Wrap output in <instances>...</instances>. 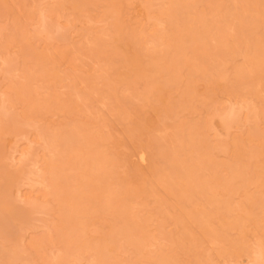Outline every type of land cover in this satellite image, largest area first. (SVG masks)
Wrapping results in <instances>:
<instances>
[{
	"label": "rangeland",
	"instance_id": "374dc122",
	"mask_svg": "<svg viewBox=\"0 0 264 264\" xmlns=\"http://www.w3.org/2000/svg\"><path fill=\"white\" fill-rule=\"evenodd\" d=\"M180 1H183L185 5L188 2V0ZM180 1L0 0V264H163L160 260H165L167 262L165 264H255L253 263L255 259H257L256 263L260 260L258 254L264 251V86L258 82V79H251L253 78L251 76V78L246 77L248 82L246 79L245 81L246 84L252 85L246 86L245 77H240V74L243 70L255 69L256 66H253V63L250 65L249 60L252 59L251 56H256L257 50L259 52L264 49L262 45L264 39L261 38H264V7L260 8L262 7L260 0H253L255 2L253 6L252 0H247L246 3H244L246 0L243 2L241 0H195L197 5L190 0L192 5L188 2L190 6L188 10H185L192 13L190 12L187 17L196 18L194 19L196 21L199 19L196 16H199L201 20L205 19L207 26L211 27L213 23V26L217 27H211L212 30L209 27L210 33L205 26L203 27V23L197 22L199 24L197 30L200 32L196 31L197 27L194 32L202 35V31H207V34H211V37L209 35L206 38V47L203 39L195 33L201 40L196 36L190 40L189 38L184 41L181 39L180 43L188 48H183L184 54L182 52L178 54L175 49L177 46L172 44L174 41L172 39L181 38L178 29L182 24L178 22V28L172 18L179 20V14L173 11V9L176 11L178 5L181 7L178 8L183 10L182 17L186 16L183 8L185 5ZM257 1L260 2L257 3ZM242 3L245 5L248 3L249 6L251 4V7L245 8ZM235 4L239 5L240 9H238L239 6L236 7L238 10L234 8ZM254 4H260L256 7L261 9L259 11L261 13L255 9ZM180 9L177 11L180 12ZM226 9L228 12L230 9L231 13L236 9L234 13L237 11L246 18L234 20L231 17L232 14L227 15ZM171 13H176L177 18L173 17L174 14L171 16ZM257 18H259L258 24ZM244 20L246 24L255 21L254 24L261 26L253 27L250 25L251 22L245 26ZM233 23H236L237 27L241 25L242 29L241 26L240 29L236 28ZM217 28L227 35L226 41L233 47L230 52L220 51L221 44L218 43L220 38L216 39V37H221L218 33L220 35L223 32L220 33ZM248 29L254 31L250 33ZM225 34H221L222 37H225ZM174 35L176 37L173 38ZM128 36L127 41L132 39L131 43L124 42L125 37ZM257 36L260 38L258 39ZM251 37L254 38L251 39ZM114 38H119L120 42ZM175 42V45H178L179 41ZM233 42H236L235 46L238 45L237 52L232 45ZM120 46L122 47L119 48ZM200 46L205 48L201 50L208 55L206 59H203L206 54L200 51ZM250 46L254 47L250 48ZM170 47H175L173 48L175 51L172 48L170 50ZM193 49L199 50L203 55L198 51L197 54L202 58H195ZM227 49L224 50L227 51ZM135 54L141 61L139 62L142 68L140 77L130 65L122 63L125 56ZM113 56L116 59L121 58V61H118L119 59L115 61ZM169 56L178 59L171 58L173 61H169ZM177 60H183L180 62L182 68H178L181 66ZM183 62L188 65L190 63V66L185 63L183 66ZM215 62L216 66H214ZM167 63H176L171 66L172 68L179 65L177 74L181 76L176 78L173 73L174 83L170 82L171 77V80L167 77L174 72V70L171 71L172 68L168 70L170 64ZM207 63L213 66L210 69H213L214 73L217 67H220L225 73L224 76L213 77L214 73L208 72L209 67L206 68L207 70L203 69ZM195 64L200 66L197 72L192 69ZM164 67L170 73L166 72ZM188 67L196 74L192 75L193 72ZM203 73L206 75L204 76ZM153 80L157 82V84L155 81L152 83L156 85L154 87L157 90L153 85L150 86ZM157 85L160 88L163 87L159 90ZM192 87L195 90H191ZM188 88L191 90L190 93L194 90L195 94H192L193 101L188 99H191V96L187 94L188 98L185 99L189 102L185 100V103H188L186 107L183 104V96ZM255 92H258L257 95ZM159 97L163 99V102L158 99ZM195 131L199 137L195 138L196 134H193ZM73 134L78 142L76 140L72 142ZM189 136H194L193 141L195 138L198 142V144L196 141V144L193 142L195 144L193 152L190 151L193 148L192 142L186 141V138H191ZM197 138L202 139L203 151L199 150L202 144L201 147L198 146L201 141L199 143ZM190 140L192 141V138ZM188 141L191 144L190 147L184 146L183 143L188 144ZM91 142L97 144L92 145ZM68 143L74 146L71 147ZM90 146L97 149L96 151L100 152L104 159L105 156L107 157L102 163L108 159L107 164L104 162L106 171L103 170L105 167L103 164L101 165L104 167L99 164V167L97 166L102 171L96 168L93 171L99 176L98 183L103 177V180L106 176L108 177L105 181L108 182L112 192L106 193L104 196L108 197L105 199H110L111 196L110 201L116 200L119 203V200L125 202V197H129L128 203H124L126 207L124 206L123 209L121 203L122 208L119 207L122 212L126 211V215L130 218L126 216V222L128 220L129 224L138 226L136 230L143 225L141 230L138 229L140 231L138 235L140 236L142 232L141 237H145L144 243L142 238L139 244L140 237L136 234L134 238L138 237L136 239L138 243L132 239L134 229V231L129 230V234L130 231L132 232L131 236L126 233L128 227L125 225L129 226V224H122L125 220L121 219L122 216L117 214L116 209L113 211L117 212H113L111 208L118 206L117 203L112 202V206L110 203L107 204L110 201L104 199L107 209L105 212L101 207L104 201L101 204L98 202L99 208L96 207L97 202H90L89 207L88 199L81 198L85 197L87 190L84 183L86 163L83 166L82 161H87L88 157L84 149L87 147L88 150ZM158 146L161 147L160 150L168 148L170 154H173L171 151L176 153L177 159L182 160L181 166H187V168L196 161L200 152L206 154L205 161L209 160L212 164L208 161H204L203 164H207L205 167L213 166V164L214 166L205 170L202 164L203 167L200 166L201 171L197 172V175L201 173L203 176L199 175L197 179L206 178L208 183L218 179L217 183L221 182L219 186H224L218 187L220 190L229 188V190L226 188L224 193L221 191L223 194L218 195L217 198L223 200L224 204L225 202L229 204V220L234 223L232 227L224 226L215 215V218L213 217L208 223L210 225L208 228L209 231L213 230L219 235L215 232V235L212 234L213 231L210 232L213 236L210 233L206 235L201 231L202 235L197 223H195L197 228L194 227V223H191L196 222L197 217L190 216L189 218H195L191 222L187 220L193 225L191 229L189 224V230L197 232L192 233V235L195 233L194 237L191 233L189 234L194 238L192 239L197 247L200 244L196 249L197 252L193 250L190 242L187 243L184 240L185 234H188L187 221L184 222V225L186 224L184 229L183 224L178 223L180 220L176 218L177 212L185 209L184 204L188 202L183 203V207L182 201L178 204L179 195L176 194L177 191L174 192L173 188L169 187L168 182L169 173L167 172L172 173L170 175L172 176L175 171L174 175H176L178 170L181 172L179 169L181 167H176L177 171L171 164L170 167L168 162L170 154L166 155L168 151L165 154V150L161 152ZM196 146L198 151L195 149ZM69 148L71 150L74 148L76 154L71 153ZM204 151H209L210 154ZM162 153L168 156V159ZM67 155L68 157L70 155L69 159ZM239 155H241L240 161H238ZM65 156L68 161L73 156H82V159L75 158L77 161L75 165L74 158L68 163L66 159L64 160ZM189 158L192 159L190 164ZM78 159L82 160L81 165ZM183 159L188 165L183 163ZM237 162L239 166L240 163L249 164L243 168L244 170L246 168L247 171H245L248 173L243 170L244 172H241L243 178L239 176L238 178L236 176L238 174H234L233 178H236L234 180L231 177L233 172L236 173L234 169H238L239 174L242 170L240 169L242 165L238 167ZM71 164L75 165V168L71 167ZM167 167H170L173 172ZM56 172L61 174H55ZM257 173L258 176H256ZM132 174H135L136 178H132ZM164 174H167V179L164 178L167 181L160 180ZM215 174L217 177L214 176ZM67 175L74 177L68 179ZM244 178L242 183L240 180ZM249 179L251 181H248ZM102 181L101 185L104 183ZM54 182L55 184L59 182L57 189ZM217 183L216 186H218ZM152 185H156L154 186L156 192L160 194L149 193L153 188ZM168 188L172 189L173 194ZM65 189H67L66 192ZM195 189L198 194H191L193 198L201 193L199 188ZM193 190L191 189L192 192L189 191L187 194L193 193ZM82 191L84 195H81ZM74 195L77 196L73 197ZM200 196V199H203L201 202L197 199L199 200L197 203H205L211 208L204 197ZM77 197L78 201L80 198V201L83 200L81 204L74 202ZM196 198L192 202H195ZM69 203L73 207L72 210L76 208L74 215L67 213ZM91 204L95 210L91 208ZM190 204L192 203L188 206ZM220 206L221 204L219 208ZM207 207H204V211H200V214L205 216V213L211 210ZM221 208L220 212H224V206ZM63 209L69 216L63 214ZM80 210L86 213H80ZM89 210L93 212L88 214ZM76 211L79 213L75 215ZM247 215L248 220L245 219ZM64 216L67 222L64 221ZM71 216L73 218H69ZM197 216L200 217L199 214ZM243 217L244 220L240 223L244 229L237 228V220ZM68 219H74L76 222ZM71 223L75 225H73L75 229L69 225ZM120 225L123 229L124 226L126 227L124 229L127 234L126 239L123 237L124 230ZM129 227L133 228L131 225ZM223 227L228 230L226 228L223 230ZM118 228H121L120 231ZM116 230L119 231L118 233L123 231L122 235L118 234L117 237ZM115 232L117 239L113 238L116 241L111 239L115 242L112 243L110 237H113ZM243 233L246 235L243 236ZM76 235L77 238H75ZM209 235L211 237H207ZM216 235L221 238H215ZM69 238L71 240H68ZM74 240L77 244H74ZM109 245L116 250H110ZM240 245H243L245 249H242L243 246ZM101 246L108 248L99 249ZM105 254L111 256L107 257V255L108 259L103 258ZM100 256L101 259H99Z\"/></svg>",
	"mask_w": 264,
	"mask_h": 264
},
{
	"label": "bare ground",
	"instance_id": "6f19581e",
	"mask_svg": "<svg viewBox=\"0 0 264 264\" xmlns=\"http://www.w3.org/2000/svg\"><path fill=\"white\" fill-rule=\"evenodd\" d=\"M112 1H115V0H112ZM176 1H177V0H176ZM178 1H180V0H178ZM184 1L186 2L187 0H184ZM191 1H193V4L195 3V4L197 5V3H196L197 1H195V0H191ZM191 1L188 0V2L190 3V5H192V2H191ZM194 1H195V2H194ZM244 1H245V0H244ZM260 1H261V2H260ZM260 1H259V2L262 3V7H260V8L262 9V8L264 7V6H263V5H264V0H260ZM181 2H183V1H180V3H181ZM188 2L186 3V5H185V3L183 2L184 5H185L184 7H183V5H182V7L184 8V10H185V9L188 10V7L190 6V5H188ZM241 2H243V0H241ZM246 2H247V0H246L244 3H246ZM259 2L257 1V3H259ZM253 3H255V2L252 0V6H253ZM181 4H182V3H181ZM195 4H194V5H195ZM242 4H243V3H242ZM242 4H241V7H243ZM194 5H193V6H194ZM236 5H237V4H235L234 8H236V7L238 8L239 5H237V6H236ZM243 5L245 6V8H246V6H249L248 3H247V5H245V4H243ZM254 5H255V7H256V6H259L260 4H257V5L254 4ZM112 6H113V5H112ZM193 6H191V7H193ZM178 7H180V6L178 5L177 8H178ZM249 7H251V4H250ZM255 7H254V8H255ZM114 8H115V6H114ZM114 8H113V9H114ZM177 8H176V11H175L174 9H173V11L176 12L177 14H179V15H178V16H180V17H178L179 20H178V19H177V20H174V18H172V19H173V23H175V24L177 23L176 26H177L178 28H179V26H178V22H180V23L182 24V26L180 27V29L176 28V31H177V29H178L179 32H178V31H177V32H178V34L180 35L181 38H180L179 40L172 39V41L174 40V41H173L174 43L172 42V44H174V46H175V47L177 46V47H176V48H175V47H170V50H171V48H172V49L175 48V49L177 50V53H178V54H181V52H182V54H184V53H183V52H184V49L188 48V46L186 47V45H183V43H180V40L182 39V40L184 41V40H186V39H188V38H189L188 40H190V39H193L195 36H196L198 39H200L199 37H201V38L203 39V42L205 43V47H206V45H207V43H206V38H207L209 35H210L209 37H211V34H209V33L207 34V31L210 32V30H209L208 28L210 27L209 24H211V23L208 22V23H209V24H208L209 26H207V25H206L207 22H204L205 19H204V20H201V18H200L199 16H196V17L199 18V19L196 20V21H194V19H196V18H194V19L192 18V19H191V17H190V18L187 17L188 14H189L190 12L192 13V11L189 12V11H186V10H185V11H186V14H184V15H186V16H184V17H185V18L187 17V18L185 19L184 17H182L183 15L181 14V11H183V10L180 9L181 7L178 8V9H180V12L177 11V10H178ZM193 8H194V7H193ZM225 8H226V7H225ZM237 8H236V9H237ZM252 8H253V7H252ZM236 9H234V10H236ZM238 9H240V6H239ZM238 9H237V10H238ZM248 9H249V8H248ZM255 9H258V12L261 11V9L259 10V7H258V8L256 7ZM263 9H264V8H263ZM215 10H218V9H215ZM234 10H233V12L231 13V12H230V9H229V12H230V13H229V12L227 11V9H226V11H227V15L232 14L231 17H232L234 20H235V19H239V20H240V19H242V18H243V19L246 18V17H244L245 15L242 16V14L238 13L237 11L234 13ZM250 10H251V9H250ZM115 11H116V9H115ZM262 11H263V10H262ZM178 12H179V13H178ZM176 13H173L174 15L171 13V16L173 15V17H175V19L177 18V14H176ZM182 13H185V12H182ZM259 13H261V12H259ZM175 14H176V15H175ZM180 14H181V15H180ZM189 15H190V14H189ZM180 18H182L181 21H180ZM202 19H203V18H202ZM258 19H259V18L256 19L257 21H256L255 19H253V20H255L256 23H257V22L259 21ZM231 20H232V19H231ZM239 20H238V21H239ZM236 21H237V20H236ZM255 21H253V22H255ZM197 22H198L199 24H202V23H203V27H204V26L206 27V30H207V31H206V32L202 31V35H203V36L199 33L200 31L197 30V29H198V25H199ZM200 22H201V23H200ZM241 22H242V21H241ZM250 22L252 23V24H250L251 26L254 27V26L256 25V24H254L252 21H250ZM250 22H249V23H250ZM261 22H262V21H261ZM116 23H117V22H116ZM192 23H196V24H192ZM204 23H205V24H204ZM249 23L247 22V24H246V23H245V20H244V24H245V26H246V25L248 26ZM259 23H260V22H259ZM175 24H174V25H175ZM231 24H232V23H231ZM233 24L236 25V23H233ZM257 24H258V23H257ZM192 25H194V26L191 27ZM195 25H196V26H195ZM200 26H201V25H200ZM240 26H241V25H239V27H237V25H236V28H239V29H240ZM256 26L259 27V26H261V25L259 24V26H258V25H256ZM196 27H197V28H196ZM205 27H204V28H205ZM211 27H212V28H213V27L215 28V27H217V26H215V25L213 26V23H212ZM211 27H210V29H211ZM218 27H220V26H218ZM119 28H120V25H119ZM191 28H192V29H191ZM195 28H196V31H199V32H197V33L194 32V29H195ZM243 28H244V27H243ZM255 28H256V27H255ZM173 29L175 30V26H174ZM217 29H219V28H217ZM241 29H242V26H241ZM256 29H257V28H256ZM120 30H121V29H119V31H120ZM203 30H205V29H203ZM211 30H212V29H211ZM219 30H220V31H219L220 33L223 32V30H222V31H221V29H219ZM248 30H249V29H248ZM250 30H251V29H250ZM250 30H249L250 33H252V32L254 31V30H251V31H250ZM119 31H118V33H119ZM237 31H238V30H237ZM242 31H243V30H241V32H242ZM115 32H116V31H115ZM243 32H244V31H243ZM246 32H247V31H246ZM116 33H117V32H116ZM120 33H121V31H120ZM195 33L198 34L199 37H198L197 35H195ZM210 33H211V32H210ZM247 33H248V32H247ZM199 34H200V35H199ZM221 34L223 35V34H225V33L223 32V33H221ZM221 34L219 35V33H218V36H221V37H216V39H217V38H220V39H219V42H218V43H220V44L222 45V46L220 45V51H222V52H224V53H227L228 51L230 52V50H233V47H232V46H229L230 44L228 45L229 42L226 41V39L228 38V37H226L227 35H226V34L224 35V36L226 37V38H225V37H222ZM115 35H116V34H115ZM118 35H119V34H118ZM216 35H217V34H216ZM248 35H249V34H248ZM250 36H251V35H250ZM118 37H120V36H118ZM121 37L123 38V36H121ZM174 37H176V35H174L173 38H174ZM196 37H195V38H196ZM245 37H246V35H245ZM257 37H258V36H257ZM257 37L255 38L256 40H257ZM23 38H24V37H23ZM127 38H129V36H128V37H125L126 40H124V42L127 41ZM130 38H131V37H130ZM213 38H214V37H213ZM246 38H247V37H246ZM252 38H254V37H251V39H252ZM259 38H260V36L258 37V39H259ZM261 38L264 39L263 37H261ZM114 39L119 40V42H120V39H119V38H114ZM177 39H178V38H177ZM262 39H260V40H262ZM23 40H24V39H23ZM131 40H132V39H130V41H131ZM200 40H201V39H200ZM208 40H209V39H208ZM228 40H230V39H228ZM239 40H240V38H239ZM241 40H242V39H241ZM130 41H129V42H130ZM175 41H177V42L179 41V42H178V45H175V43H176ZM193 41H194V40H193ZM196 41H197V40H196ZM230 41H231V40H230ZM234 41H235V40H234ZM115 42H116V41H115ZM119 42H118V44H119ZM122 42H123V40H122ZM129 42L127 41V43H129ZM133 42H134V41H133ZM181 42H182V41H181ZM194 42H195V41H194ZM194 42H193V43H194ZM203 42H202V45H203ZM130 43H131V42H130ZM186 43H187V42H186ZM197 43H198V41H197ZM197 43H196V46H198V44H199V43H198V44H197ZM233 43H234V42H233ZM235 43H236V42H235ZM235 43L232 44V45L235 46ZM257 43H258V40H257ZM118 44H116V45H118ZM122 44H123V43H122ZM169 44H170V46H172L171 43H169ZM251 44L254 45V43H252V42H251ZM259 44H260V42H259ZM259 44H258V45H259ZM119 45H120V44H119ZM255 45H257V44H255ZM262 45H263V47H264V44H263V43H262ZM262 45H260V46H262ZM125 46H126V45H125ZM127 46H128V45H127ZM182 46H184V47H182ZM227 46H228V47H227ZM236 46H238V45H236ZM236 46H235V50H236ZM121 47H122V46H120L119 48H121ZM221 47H222V48H221ZM224 47H227V48L230 47V48H229V50H228L227 48H224ZM252 47H254V46H252ZM252 47L250 46V48H252ZM256 47H257V46H255V48H256ZM183 48H184V49H183ZM197 48H198V47H196V49H197ZM199 48H200V51H202V53L205 55L206 53L203 52V50H204L205 48L203 47V48H204V49H203L201 46H200ZM250 48H249V49H250ZM258 48H259V47H258ZM175 49H173V50L175 51ZM201 49H203V50H201ZM224 49H227V51H225ZM247 49H248V48H247ZM260 49H261V48H260ZM125 50H126V49H124V52L126 53ZM134 50H135V49H134ZM136 50H137V49H136ZM173 50H172V52H173ZM182 50H183V51H182ZM237 50H238V49H237ZM237 50H236L235 52H237ZM138 51H139V50H138ZM187 51H188V50H186V52H187ZM190 51H191V50H190ZM195 51H196V53H195ZM195 51H194V49L192 50V52L195 54V55L193 54L194 57H195V58H196V57H197V58H198V57H201V58H202V56H200V55L197 54V51L199 52V50H195ZM254 51H256V49L253 50V53H255ZM127 52H128V51H127ZM133 52H136V51H133ZM233 52H234V51H233ZM199 53H201V52H199ZM202 53H201V54H202ZM129 54H132V53H129ZM133 54H134V53H133ZM138 54H140V53H138ZM203 54H202V55H203ZM235 54H236V53H235ZM127 55H128V53H127ZM223 55H224V54H223ZM249 55L251 56V55H254V54H249ZM124 56H125V55H124ZM186 56H188V55H186ZM207 56H208L207 54L205 55V57L203 56V57H204L203 59H206ZM113 57H114V56H113ZM122 57H123V56H122ZM174 57H176V56H174ZM248 57H249V56H248ZM253 57H254V56H251L252 59L249 60V61H250L249 63H250V65H251V63H253V66H254V65L256 66L255 69H254L253 71H244V70H243L241 74H240V71H241V70H240V71H238V74H240V77H242V78L245 77V78H244V81H245V79H246V81H247V78H246V77H250V76H251V77H253V78L250 77L251 79H256V80L258 79V82H260V84H261L262 86H264V49H261L259 52H258V50H257V54H256V56H255L254 58H253ZM114 58H115V61L119 59V57H118V59H116V57H114ZM169 58H170V59H169ZM169 58H168L169 61L173 59V57H170V56H169ZM171 58H172V59H171ZM201 58H200V59H201ZM216 58H217V57H215V59H216ZM111 59H112V58H111ZM120 59H121V58H120ZM120 59H119L118 61H121ZM176 59H178V58H174L173 60H176ZM212 59H213V58H212ZM173 60H172V61H173ZM193 60H194V58H193ZM213 60H214V59H213ZM246 60H247V62H248V58H247ZM113 61H114V59H113ZM182 61H183V60H179V61L177 60L178 64H179L181 67H178V66H179V65H178V66H175V68H172L171 66L174 65V64H176V63H174V64H172V63H167V64H170V65H169V69H168V66H167L166 68H167L169 71H170V68H172L171 71L174 70V72H171L172 76H171V74H170V76H167L168 74L166 75L169 79H170V77H171V79H172V81H170L171 83H172V82L174 83V81H173V76H174V75H175V77L177 78V76H178V74H177V67H178V68H182V63L180 64V62H182ZM184 61H186V60H184ZM188 61H189V60H187L186 62H188ZM210 61H211V60H210ZM210 61H208V62H210ZM139 62H141V61H139L138 57H137L136 54H135V55H133V56H131V55L128 56V57L125 56V59L123 60L122 63L125 64V65H130V66H131V69L136 73V75H137L138 77H140V76H141V70H142V68H141V66H140L141 64H139ZM184 63H185V62H183V66H184ZM249 63H248V65H249ZM111 64H112V63H111ZM113 64H116V63H113ZM185 64L188 65L187 63H185ZM208 64H209V63H207V64L205 65V68H203V69H205V70L208 69V70H209L211 67H213V66H209ZM210 64L212 65L213 63H210ZM215 64H216V62L214 63V66H216ZM186 65H185V66H186ZM219 65L221 66V64H219ZM188 66H190V63H189ZM198 66H199V65H198ZM198 66L195 64V66H193L192 69H193L194 71L196 70L195 72H197V71L199 70V67H200V66H199V67H198ZM203 66H204V65H202V67H203ZM217 66H218V64H217ZM186 67H187V66H186ZM191 67H192V66H191ZM195 67H196V68H195ZM207 67H209V68H207ZM164 68H165V67H164ZM166 68H165V70H166V72H167L168 70H167ZM188 68H189V67H188ZM194 68H195V69H194ZM206 68H207V69H206ZM217 68H218L217 70H216V68L214 69V71L216 70L215 73L212 71L213 69H212V70L210 69L211 71L209 70L208 72H212V73H214V74H213V77H214V76H215L216 78H221V77H223L224 74H225V73H223L224 71H222V69H220V67H217ZM221 68H223V67H221ZM157 69H158V68H157ZM189 69H191V68H189ZM192 69H191L190 71L193 72ZM161 70H162V69H160V71H161ZM163 70H164V69H163ZM178 70H179V69H178ZM48 71H50V70H48ZM52 71H53V69H52ZM169 71H168V73H170ZM180 71H181V70H180ZM200 71H201V70H200ZM161 72H163V71H161ZM178 72H179V71H178ZM201 72H202V71H201ZM203 72H204V70H203ZM173 73H175V74L173 75ZM179 73H181V72H179ZM163 74H164V73H163ZM195 74H196V73H194V72L192 73V75H195ZM203 74H204V76L206 75L205 73H203ZM208 74H209V73H207V76H209ZM210 74H211V73H210ZM179 75H180V74H179ZM241 75H242V76H241ZM247 75H248V76H247ZM180 76H181V75H180ZM180 76H178V77H180ZM211 76H212V75H211ZM164 77H165V75H164ZM31 78H32V77H31ZM31 78H30V79H31ZM216 78H214V79H216ZM166 79H167V78H166ZM171 79H170V80H171ZM180 79H181V78H180ZM216 80H217V79H216ZM154 81H155V80H153V81L150 83V86L153 85L152 83H154ZM167 81H168V80H167ZM167 81H166V82H167ZM175 81H179V80H178V79H177V80L175 79ZM246 81L244 82L245 84H246ZM168 82H169V81H168ZM247 82H248V81H247ZM249 82H250V81H249ZM252 82H253V81H252ZM155 83L157 84L156 81H155ZM244 83H243V84H244ZM245 84H244V85H245ZM248 85H252V84H248V83H247L246 86H248ZM154 86H156V85L154 84L153 87H154ZM158 86H159V85H157V88L159 89L160 87H158ZM160 86H161V85H160ZM153 87H152V88H153ZM162 87H163V86H161V88H162ZM161 88H160V89H161ZM24 89H25V88H24ZM26 89H27V88H26ZM154 89H156V88L154 87ZM160 89H159V90H160ZM189 89H190V88L187 89V90L189 91V93H188V91H186V92H185V96H183V97H184V99H183L184 101L182 100V101L184 102V103H183V102H182V103H183L184 105H186V107L188 106V103L186 102V103H187V104H186V103H185V100L187 101V100L189 99V100H192V101H193L192 97H194V95L192 96V94H195V93H193L194 90H195L193 87L191 88V90H192V89H194V90H193L191 93H190L191 90H189ZM156 90H157V89H156ZM23 91H24V90H23ZM29 91H30V90H29ZM24 93H25V92H24ZM256 93H258V92H255V94H256ZM22 94H23V93H22ZM187 94H189V95L191 96V99L187 97V96H188ZM256 95H257V94H256ZM28 96H29V95H28ZM26 97H27V96H26ZM186 97H187L188 99H185ZM29 99H30V97H29ZM158 99H160V97H159ZM26 100H27V99H26ZM189 100H188V102H189ZM160 101L163 102V99H160ZM165 101H166V100H165ZM182 103H181V104H182ZM181 106H182V105H181ZM182 107H183V106H182ZM184 107H185V106H184ZM184 107H183V108H184ZM200 129H201V128H200ZM198 130H199V128H198ZM192 132H193V131H192ZM198 132H199V134H200L201 130L198 131ZM196 133H197V132L195 131V133H193V134H196ZM71 134H72V133H71ZM190 134H192V133L190 132ZM199 134H198V135H199ZM75 135H76V134H75ZM77 135H78V134H77ZM68 136H70L69 133H68ZM73 136H74V134H73ZM90 136H91V135H90ZM190 137H191V136H189V138H190ZM193 137H194V136H193ZM193 137H191V138H192V141L190 140L191 138H190V139H187V138H186V141L189 140L190 142H192V143H191V144H192L191 147H193V148H191V150H190V151H192V152H193V149H194L195 144H196V143L198 144V142L196 141L195 138H196V137H199V136H197V134H196V136H195V138H194V140L196 141V143H195V141H193ZM73 138H74V139H73ZM73 138L71 137V139L73 140L72 142H74V140L77 139V138L75 139V136H74ZM91 138H92V137H91ZM93 138H94V137H93ZM179 138H180V137H179ZM67 139H68V138H67ZM197 139L199 140V143H200V141L202 140V139H200V138H197ZM78 140H79V138H78ZM91 140H92V139H91ZM93 140H94V139H93ZM180 140H181V139H180ZM67 141H68V140H67ZM76 141H77V140H76ZM189 141H188V144L183 143L184 146H189V147H190L191 144H189V143H190ZM77 142H78V141H77ZM85 142H86V141H85ZM88 142H89V139H88ZM193 142H194L195 144H194ZM68 144H69V143H68ZM68 144H67V146H68ZM78 144H79V143H78ZM84 144H85V143H84ZM87 144H89V143H87ZM91 144L93 145V144H97V143L91 142ZM183 144H181V146H183ZM185 144H186V145H185ZM193 144H194V145H193ZM201 144H202V147H201ZM69 145H71V147L74 146V145L72 146V144H69ZM85 145H86V144H85ZM92 145H91V146H92ZM203 145H204V144H203V142L201 141L200 145H198V146L201 147V148L199 149L200 151H201V149H202V151L204 150ZM65 146H66V145H65ZM78 146H79V145H78ZM91 146H90V148L88 147V148H89L88 150H87V147H85L86 149H84L85 151H87V152H86V154H87L86 156L88 157L87 161H85V162L82 161V160H81V159H82V156H81V157L78 156L79 158H81V159H78L79 162H80V163H79V162H78V163H79L80 165H81V161L83 162L82 165H83L84 163H86V165H85V166L83 165V166L86 167V171H85V172H86V174H85V176H86V180H85V178H84V180H85L84 183H86V188H87V190L85 189V190H86L85 197H81V198H86V199H88L89 202H88L87 206H89V203H90V202H92V203H93V202H95V203L97 202V203H96V207H98V206H99L98 202L101 204L102 201L105 202V200H106V201H107V200L110 201V199H112L111 196H110V199H105V198H107L108 196H107V197L104 196L106 193L111 194V192H112L111 190H112V189H110L109 185L107 184L108 182H106V181H107V178H108L107 176H106L107 178L105 177V180H106V181H105V180H103L104 177L102 178V175L99 174V175H101L100 177H101L102 180H103V181L100 180V183H101V181L104 182V183H102L103 185H101L100 183H98V182H99V181H98V177H99V176H98V175H95L93 171H94L95 168H96V169H99V170L101 169V168H98V167H99L98 164H99V165H101V164L105 165V167L101 165L102 167H104V168H103V170H104V169L106 168V164H107L108 159H107V161H104V162H106V164H104V162L102 163V161H103V160H106L107 157L105 156V159H104L103 156H102V154H101L100 152H97V151H96L97 149H95L94 147L91 148ZM181 146H180V147H181ZM198 146H196L195 149L198 148ZM71 147H70V148H71ZM76 147H77V146L75 145V149H76ZM81 147H82V146H81ZM205 147H206V146H205ZM66 148H67V147H66ZM70 148H69V149H70ZM78 148H79V147H78ZM78 148H77V149H78ZM159 148H161V147L158 146V150H160ZM187 148H188V147H187ZM67 149H68V148H67ZM75 149H74V148H72V150L70 149V150H71L70 152L73 153ZM82 149H83V148H82ZM167 149H168V148H166V149L163 148V149H161L160 151H161V152H164L163 150H165V152H164L165 154H166L167 151H168V153H167L166 155H169V154H170V153H169L170 150H167ZM181 149H182V148H180V150H181ZM189 149H190V148H189ZM205 149H206V148H205ZM65 150H66V149H65ZM196 150H197V149H196ZM206 150H207V149H206ZM208 150H209V149H208ZM66 151H68V150H66ZM75 151H76V150H75ZM190 151H189V153H190ZM197 151H198V150H197ZM68 152H69V151H68ZM194 152H195V151H194ZM204 152L207 153V154H210L209 151H208V152L204 151ZM74 153H75V152H74ZM83 153H85V152H83ZM98 153H99V155H98ZM164 153H162V154H164ZM171 153H173V154H170V155H169V156H171V157H168V156H167V157L169 158V161H168V162H170L169 165L171 164L172 166H174L173 168H175L176 171L178 170V169H176V167H178V168L181 167V168H179V169H181V172L178 170V171L176 172V175H174L175 171L173 172L172 170H170L171 165H170V167H167V168H169V170H170L171 172H173V175H172V176H170L172 173H170L169 171L167 172V173H169V174H168V176H169V177H168V180H169L168 182H169V184H170L169 187L173 188V191H174V192L177 191L176 194L178 193L177 195H179V198L177 197L178 200H179V201H178V202H179L178 204H180V202L182 201V203H181V204H182V207H183V203H185V202H188V204H189V203H192V204H190L189 206H188L187 203H185V204H184V207H186V208H185V209H184V208L182 209V207H181L180 209H182V210L179 211V212H177V213H178V214H177L178 217H176V218H178V220H180V222H178V223H182V224H183V227H184V229H185V225H186V224L184 225V222L187 221L188 219L190 220V222L193 221L195 218L192 217V218H193V219H192V218H189V217L195 215V216L197 217V221L195 220L196 222H191V223H194V225H195V223H197L196 225H198V229H199V231H200V234L204 233V234L208 235L210 232L213 231V230H212V231H209L208 226L210 227V225H209L208 223H210L211 219L216 215V219L221 220V221L223 222V225H224V226H226L227 228H228V227H232V225H234V223H232V222L229 220V219H230L229 214H228V212H230L229 204L226 203V202H225V204H224L223 200H221L220 198H219V199L217 198L218 195H220V194L222 195V194L225 192V190H226L227 187H225L224 190H223V188L220 190V188H218V187H224V186H219L221 182H220V183H217V182L219 181L218 179H213L214 177H212L213 180H212L211 182L208 183V182H207L208 179H206V178H205V179H204V178L201 179V176H203V175H201V173L197 175V172L199 173V172L201 171V167H200V166L203 164V162H204L205 159L207 158V157H206V154L200 152L199 157L196 158V161H195L194 163L191 161L192 159L190 160V158H189L190 161H189L188 163L190 164V162H192L190 165H188V164H187V161H185V160L183 159V161H184L183 163H184V164H187V165L189 166V167L187 168V166H185V167H182V166H181V165H182V164H181L182 162H180V161H182V160H181L180 158H179L180 160L177 159L178 156H177L176 153H174V152H172V151H171ZM75 154H76V153H75ZM77 154H78V153H77ZM165 154L163 155L164 157H166ZM71 155H72V154H71ZM84 155H85V154H84ZM100 155H101V156H100ZM76 156H77V155H76ZM69 157H70V155H69ZM69 157H68V155H67V159H69ZM78 157H74V156H73L74 159H75V158H78ZM167 157H166V158H167ZM194 157H195V156H194ZM239 157H240V159H239ZM71 158H72V157H71ZM73 158H72V159H73ZM168 158H167V159H168ZM65 159H66V156H65L64 160H65ZM67 159H66V161H68ZM72 159H71V160H72ZM74 159H73V160H74ZM83 159H84V158H83ZM85 159H86V158H85ZM167 159H165L166 162H167ZM238 159H239L238 161L241 160V155L238 156ZM71 160H69V161L71 162ZM69 161H68V163H69ZM75 161H76V159H75ZM207 161L209 162V164H212V163H210L209 160H206L205 162H207ZM242 161H243V160H242ZM64 162H65V161H64ZM62 163H63V162H62ZM66 163H67V162H66ZM68 163H67V164H68ZM243 163L245 164V161H243ZM243 163H240V164L242 165V168H240V169H242V170L240 171V174H241V172H244L245 170L247 171L246 168H245V170L243 169L244 167L249 166V164H248V165H243ZM246 163H249V162H246ZM73 164L77 165V161H76V163L74 162ZM79 164H78V165H79ZM164 164H165V163H164ZM167 164H168V163H167ZM209 164H208V165H209ZM75 165H72V164H71V167H74V168H75ZM80 165H79V167H81L83 170H85L84 167H83V166H80ZM203 165H204V167H203ZM203 165H202V167L205 168V170L208 169V167L212 166V165H210V166L205 167V165H207L206 163H204ZM237 165H238V162H237ZM237 165H236L235 167H237ZM241 165H240V166H241ZM97 166H98V167H97ZM167 166H168V165H167ZM213 166H214V164H213ZM213 166H212V167H213ZM240 166L238 165V167H240ZM53 167H54V166H53ZM76 167H78V166H76ZM79 167H78V168H79ZM74 168H73V169H74ZM78 168H76V169H78ZM81 168H80V169H81ZM173 168H171V169H173ZM247 168L249 169V167H247ZM76 169H75V170H76ZM240 169H239V170H240ZM173 170H174V169H173ZM198 170H199V171H198ZM234 170L236 171V173L233 172V176H231L232 178L234 177V174H235V175L238 174V175H236L237 177L239 176V177H242V178H243L242 174H241V176H240V174L238 173V172H239L238 169H234ZM243 170H244V171H243ZM101 171H102V169H101ZM105 171H106V169H105ZM105 171H104V172H105ZM202 171H204V170H202ZM246 171H245V173H248V172H246ZM85 172L83 171V173H85ZM245 173H243V174H245ZM249 173H250V172H249ZM55 174H61V173H60V172H59V173L56 172ZM55 174H54V175H55ZM105 174H106V173H105ZM64 175H66V174H64ZM75 175H76V174H75ZM83 175H84V174H83ZM133 175H134V177H133ZM166 175H167V174H166ZM166 175H165V174L162 175V176L160 177V180H163L164 178L167 179V178H166V177H167ZM199 175H201L199 178H200L202 181L197 179ZM259 175L262 176V174H259ZM58 176H60V175H58ZM61 176H62V175H61ZM72 176H73V175H72ZM72 176H71V177H72ZM104 176H105V175H104ZM173 176H174V177H173ZM212 176H213V175H212ZM214 176L217 177L216 174H215ZM236 176H235V177H236ZM245 176H246V175H244V177H245ZM247 176H248V174H247ZM256 176H258V173H257ZM67 177H68V175H67ZM71 177H68V179H70ZM73 177H74V176H73ZM75 177H77V175H76ZM131 177H132V178H136V175H135V174H132ZM239 177H238V178H239ZM64 178H65V177H64ZM64 178H63V179H64ZM232 178H231V179H232ZM245 178H246V177H245ZM245 178L242 179V180H240V179H239V180L242 181V183H243V180H245ZM248 178H249V177H248ZM256 178H258V177H256ZM58 179H59V178H58ZM58 179H57V180H58ZM73 179H74V178H73ZM73 179H72V180H73ZM165 179H164V180H165ZM171 179H172V180H171ZM173 179L175 180V184H174V180H173ZM210 179H211V177L209 178V180H210ZM233 179H234V178H233ZM235 179H236V178H235ZM235 179H234V180H235ZM250 179H251V178H250ZM250 179H249L248 181H251ZM54 180H55V178H54ZM57 180H56V181H57ZM59 180H60V179H59ZM65 180H67V179H65ZM170 180H171V181H170ZM204 180H205V182H204ZM206 180H207V181H206ZM220 180H221V179H220ZM256 180H257V179H256ZM259 180H260V176H259ZM62 181H64V180H62ZM67 181H68V180H67ZM165 181H167V180H165ZM221 181H222V180H221ZM60 182H61V181H60ZM64 182H65V181H64ZM170 182H171L172 184H174V185H172ZM206 182H207V183H206ZM246 182H247V179H246ZM55 183H56V182H54V184H55ZM95 183H98V184L101 185V186L99 187V185H98V184L95 185ZM216 183H217L218 186H216ZM244 183H245V181H244ZM247 183H248V182H247ZM58 184H59V182H58L57 184H55V186H56L55 189H57V185H58ZM63 184H64V183H62V185H63ZM222 184H223V182H222ZM224 184H225V183H224ZM84 185H85V184H84ZM63 186H64V185H63ZM154 186H156V185H152L153 188L150 190L149 193L152 194V195H156L155 193H159V194H160V192H156L157 190H156V188H155ZM215 186H216L219 190H218L217 188H215ZM225 186H227V184H226ZM60 187H62V186H60ZM60 187H58V188L60 189ZM65 187H66V186H65ZM69 187H70V186H69ZM228 187H229V186H228ZM171 188H168V189H169V192L172 193V191H171L172 189H171ZM195 188H197V189L199 188V193L201 192L200 195H202V196L204 197L206 203L209 204L211 208L207 207L205 203H203L204 206H203L202 203H201V204L197 203L199 200H200V202H201L203 198L200 199V197H201L200 195H199V196H198V195L194 196L195 194H198V193H197L198 191H196ZM62 189H63V188H61V190H62ZM72 189H73V188H72ZM191 189H192V190L194 189L195 191L193 190V193H191V192H192ZM66 190H67V189H65V192H66ZM85 190H84V191H85ZM200 190H201V191H200ZM227 190H229V188H227ZM59 191H60V190H59ZM68 191H69V190H68ZM189 191H191V192H190L189 194H187V192H189ZM221 191H223V193H221ZM61 192H62V191H61ZM194 192H195V193H194ZM58 193H59V192H58ZM62 193H64V192H62ZM71 193H73V192H71ZM60 194H61V193H60ZM60 194H59V195H60ZM73 194H74V193H73ZM82 194L84 195L83 191H82L81 195H82ZM172 194H173V193H172ZM174 194H175V193H174ZM191 194H194V195H193L194 198L197 197L195 202H192V201H194V198L192 197ZM64 195H65V194H64ZM64 195H63V196H64ZM69 195H71L70 192H69ZM81 195H79V196H81ZM157 195H158V194H157ZM75 196H77V195H74L73 197H75ZM159 196H161V195H159ZM65 197H66V196H65ZM70 197H71V199L73 200V197H72V196H70ZM60 198H61V197H60ZM81 198H80V199H81ZM61 199H62V198H61ZM65 199H66V198H65ZM80 199H79V201H78V197H77V200L74 201V202H79V203L81 202V203H82L83 200L80 201ZM104 199H105V200H104ZM127 199H129L128 196L125 197V202H124V200H123V202H122L121 200H119V201H120L119 203H117L116 200H112V201H110V202H107V204H108V203L112 204V202H113V203L115 202L114 204H116V203L118 204V206H114V208H113V207H111V208H112V211H113L114 209H116V210L118 211V212H117V211L115 210V211L117 212V214H119L120 217L122 216L121 219H124V220H125L124 222H122V224H123V223H124V224H129V223H130V221H128V220H127V222H126L127 217H128V219H130L129 216L126 215V214H127L126 211H125V212H122V211H121V208H122V207H123V209L126 207V204H124V203H128V200H127ZM197 199H199V200H197ZM66 200H67V199H66ZM69 200H70V199H69ZM72 200L70 201L71 203H72ZM160 200H161V199H160ZM184 200H185V201H184ZM163 201H165V200L163 199ZM221 201H222V202H221ZM255 201H256V200H255ZM255 201H254L253 203H255ZM74 202H73V203H74ZM228 202H229V201H228ZM256 202H257V201H256ZM81 203H80V204H81ZM86 203H87V202H86ZM95 203H94V204H95ZM120 203H121V206H122V204H123L122 207L120 206ZM163 203H164V202H163ZM64 204H65V202H64ZM77 204H78V203H77ZM94 204H93V207H94ZM97 204H98V206H97ZM105 204H106V202H105L104 204H103V202H102L101 207L104 209L105 212H107V211H106L107 209H106ZM110 204H109L108 209L110 208ZM186 204H187L188 207L186 206ZM220 204H221V206H224V208H225L224 210H225V211L222 210V211H224V212H220V211H221V210H220L221 206H220V208H219V205H220ZM211 205H212V206H211ZM67 206H70L69 208H67V209H68V212H67V213H69V215H71L70 213H73V215H74V210H76V208H74V210H72L73 207H71L72 205H71L70 203L67 204ZM67 206H66V207H67ZM78 206H79V204H78ZM103 206H105V208H104ZM112 206H113V204H112ZM119 206H120L121 208H120ZM124 206H125V207H124ZM200 206H203V207H200ZM75 207H77V206H75ZM79 207L81 208V206H79ZM83 207H84V206H83ZM89 207H90V206H89ZM204 207H207V209L209 208V210L211 209L210 211L208 210L209 212H206V213L203 212V213L206 214V215L204 214L205 216H203L202 214H200V211L202 212V210L204 209ZM228 207H229V208H228ZM3 208H5V207H3ZM84 208H85V207H84ZM91 208H92V204H91ZM98 208H99V207H98ZM102 208H100V209L102 210ZM118 208H120V210H118ZM201 208H202V209H201ZM67 209H66V210H67ZM77 209H78V207H77ZM87 209H88V208H87ZM92 209L95 210L94 208H92ZM100 209H98V210H100ZM205 209H206V208H205ZM221 209H223V207H222ZM85 210H86V209H85ZM93 210H92V212H93ZM110 210H111V209H110ZM228 210H229V211H228ZM63 211H64V209H63ZM82 211H83V210H82ZM115 211H113V212H115ZM119 211L122 213V215H121V213H120ZM203 211H204V210H203ZM206 211H207V210H206ZM83 212L86 213V211H83ZM83 212H81V210H80V213H83ZM88 212H91V210L87 211V213H88ZM92 212H91V213H92ZM247 212H249V211H247ZM247 212H246V213H247ZM67 213H66L65 211L63 212V214H66L65 216H69V215H67ZM77 213H79V212L76 211L75 215H76ZM218 213H219V214H218ZM246 213L244 214V216L246 215ZM88 214H89V213H88ZM198 214H199L200 217L197 216ZM119 215H118V216H119ZM177 215H176V216H177ZM218 215H220V216L218 217ZM65 216H64V221H65ZM126 216H127V217H126ZM195 216H194V217H195ZM201 216H202V217H201ZM242 216H243V215H242ZM66 218H67V217H66ZM69 218H73V217L71 216V217H69ZM214 218H215V217H214ZM191 219H192V220H191ZM245 219H247V220L249 219V218H248V215H247V218H245ZM68 220L71 221V220H74V219H71V220L68 219ZM189 220H188V221H189ZM241 220H244V217L241 218V219H238V220H237V228H240V227L242 228V227H243V226L241 225V223H240ZM74 221H75V220H74ZM121 221H122V220H121ZM188 221H187L188 229L186 228V229H187L186 232H188V234H185V236H184V240H186L187 243L190 242L191 245L193 246V250H196V249L199 247V245H200V244L197 243V244H198V247H197L196 244H194L195 241L193 242L194 234L197 233V232H195V230H193V231H190V230H189V227L191 226L190 228L192 229V228H193V225H191L190 223H188ZM65 222H67V219H66ZM71 222H72V221H71ZM75 222H76V221H75ZM254 222H256V221H254ZM67 224H68V223H67ZM76 224H77V223H76ZM189 224H190V226H189ZM69 225H72V226H73L74 224L71 223V224H69ZM130 225H131L133 228L130 229V227H129ZM196 225L194 226L195 228H197ZM74 226H75V225H74ZM74 226H73V227H74ZM120 226H122V225H120ZM120 226H119V227H120ZM125 226L128 227V228L126 229L127 232L124 230V229L126 228ZM125 226H124V229H123V226L121 227L122 230H124V233L126 232L127 234H129V230H131V231H134V230H135V232H133V235H132V237H133L132 239H133V240H134V239L136 240V239L138 238V237H137V238H134V234H136L137 236H139L138 233H139L140 231H139L138 229L141 230V229L143 228V225H141L140 227H142V228H138V229L136 230L135 228H137L138 226L135 227V226L132 225V223L129 224V226H128V225H125ZM68 227H70V226H68ZM226 227H225V228H226ZM121 228H118V230L121 229ZM223 228H224V227H223ZM223 228H222V229H223ZM225 228H224L223 230H225ZM227 228H226V230H228ZM73 229H75V227H74ZM76 229H77V227H76ZM133 229H134V230H133ZM184 229H183V230H184ZM242 229H244V228H242ZM188 230H189V231H188ZM119 231H120V230H119ZM119 231L116 230V232H117V237H118V234H119V235H120V234L122 235V232H123V231H122V232L118 233ZM131 231H130V234H129L130 236H131V234H132ZM137 231H138V232H137ZM196 231H197V230H196ZM201 231H202V233H201ZM116 232H115V235H113V237L111 236L112 238L110 237V240H111V239L114 240L113 238H116V239H117V237H116ZM136 232H137V233H136ZM182 232H184V231H182ZM186 232H184V233H186ZM193 232H195V233L192 235ZM214 232H215V231H213L212 234L215 235L216 232H215V233H214ZM124 233H123V235H124L123 237L127 236V234H126V233L124 234ZM184 233H183V234H184ZM190 233H191V236H193V237H191V236L189 235ZM141 234H142V232H141ZM141 234H140V236H139L140 239L138 238V240H139V244H140V242L145 238V237L143 238V236L141 237ZM212 234L210 233L211 236H213ZM216 234L219 235L218 233H216ZM224 234H226V233L224 232ZM224 234H223V236H224ZM244 234H245V233H243V236H244ZM202 235H203V234H202ZM210 235L207 236V237H211ZM217 235L215 236V238H216V237H217V238H221V237H219V236H217ZM245 235H246V234H245ZM114 236H115V237H114ZM243 236H242V237H243ZM128 237H129V236H128ZM135 237H136V236H135ZM75 238H77V235H76ZM142 238H143V239H142ZM192 238H193V239H192ZM125 239H126V237H125ZM125 239H124V240H125ZM127 239H129V238H127ZM141 239H142V240H141ZM68 240H71V239L69 238ZM112 240H111V242H112ZM130 240H131V239H130ZM130 240H129V241L127 240V242H131V241H132V240H131V241H130ZM135 240H134V241H135ZM138 240H136L135 242L138 243ZM197 240H198V239H196V241H197ZM76 241H78V240H76ZM114 241H116V240H114ZM114 241H113V242H114ZM125 241H126V240H125ZM134 241H132V242L134 243ZM111 242H110V243H111ZM113 242H112V243H113ZM144 242H145V239H144V241H142V243H144ZM110 243H109V244H110ZM112 243H111V246H112ZM114 243H115V242H114ZM192 243H193V244H192ZM69 244H70V242H69ZM74 244H77V242H75V240H74ZM82 244H83V243H82ZM106 244H107V243H106ZM79 245H81V244H79ZM79 245H78V248H79ZM141 245H143V244H141ZM187 245H188V244H187ZM76 246H77V245H76ZM84 246H86V245H84ZM102 246H103V245H102ZM102 246H101L99 249H103V248H106V249H107L108 247H111L110 245H109L108 247H102ZM138 246H139V245H138ZM188 246H190V245H188ZM240 246H241V245H240ZM240 246H239V247H240ZM242 246H243V245H242ZM242 246H241V247H242ZM142 247H143V246H142ZM80 248H81V246H80ZM140 248H141V246H140ZM188 248L191 249V247H188ZM237 248H238V247H237ZM112 249H113V247L110 248V250H112ZM137 249H138V248H137ZM240 249H241V248H240ZM242 249H245L244 246H243ZM103 250H104V249H103ZM113 250H116V248H114ZM140 250H141V249H140ZM193 250H192V251H193ZM138 251H139V249H138ZM112 252H113V251H112ZM193 252L196 253L197 250H196V252H195V251H193ZM259 252H260V250H259ZM261 252H262L261 254H258V256L260 257V260L258 259L259 261L256 263L257 259H255L256 261L253 262V263H255V264H264V251H261ZM107 253H108V252H107ZM107 255H108V256H107ZM195 255H196V254H195ZM106 256L109 257V256H111V255H109V254H105V255L102 256V257H103V258H107ZM112 257H113V256H112ZM257 258H258V257H257ZM261 258H262V259H261ZM99 259H101V256H100ZM107 259H108V258H107ZM66 260H67V259H66ZM104 260H105V259H104ZM160 261L163 262V264L167 263L165 260H160ZM164 261H165V262H164ZM64 263H65V261H64ZM161 264H162V263H161ZM174 264H175V263H174Z\"/></svg>",
	"mask_w": 264,
	"mask_h": 264
}]
</instances>
